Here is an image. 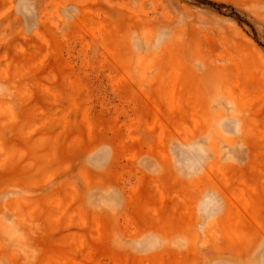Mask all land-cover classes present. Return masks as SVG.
Here are the masks:
<instances>
[{"label": "rangeland", "instance_id": "374dc122", "mask_svg": "<svg viewBox=\"0 0 264 264\" xmlns=\"http://www.w3.org/2000/svg\"><path fill=\"white\" fill-rule=\"evenodd\" d=\"M0 264H264V0H0Z\"/></svg>", "mask_w": 264, "mask_h": 264}]
</instances>
